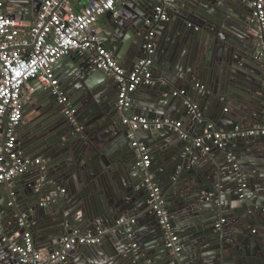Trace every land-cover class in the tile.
<instances>
[{
  "label": "water",
  "instance_id": "1",
  "mask_svg": "<svg viewBox=\"0 0 264 264\" xmlns=\"http://www.w3.org/2000/svg\"><path fill=\"white\" fill-rule=\"evenodd\" d=\"M41 1L5 0V6L30 24ZM89 1L77 0L76 10ZM121 1L100 17L99 37L112 57L131 70L143 57L145 36L153 28L161 39L155 40L152 83L140 85L124 110L117 106L116 81L95 67L92 51L72 50L60 57L52 69L76 122L67 119L50 90L32 93L38 102L21 114L15 149L40 157L44 169L1 184L7 193H0L2 226L9 224L18 235L28 229L34 247L45 252L64 235L101 234V245L73 248L72 260L62 264H264V136L230 138L222 148L205 152L187 150L183 128L172 123L138 130L136 139L151 160L143 170L135 165L137 152L122 124L132 115L183 120L193 126L185 130L190 137L209 122L225 132L260 124L264 68L250 23L253 0H177L168 7L169 19L158 23L152 20L153 8L161 0ZM66 65L65 74H59ZM180 90L184 93L174 95ZM188 103L196 105L199 116ZM147 172L159 185L180 236L178 256L164 246L144 182ZM208 192H214L209 199ZM42 195L50 197L44 205ZM22 217L25 226L19 225ZM9 250L0 239V264H22Z\"/></svg>",
  "mask_w": 264,
  "mask_h": 264
},
{
  "label": "built area",
  "instance_id": "2",
  "mask_svg": "<svg viewBox=\"0 0 264 264\" xmlns=\"http://www.w3.org/2000/svg\"><path fill=\"white\" fill-rule=\"evenodd\" d=\"M77 0H42L39 10L24 32L23 23L8 14L5 0H0V185L21 176L32 168L39 172L44 169L40 157H28L16 151V127L19 125L22 114V95L32 94L35 91L50 90L57 98V104L63 107L67 119L75 123L74 109L59 81L55 77L52 66L69 51H92L93 62L97 69L112 76L117 83V106L128 110L132 103V94L140 85H149L151 79L152 55L155 49L154 29H150L145 36L143 57L140 58L131 70L123 68L103 46L96 31L98 20L108 11H113L119 0H90L78 12ZM177 0H161L153 8L152 20L155 23L169 19L168 7ZM252 24L258 46L259 58L264 68V0L251 2ZM190 25V24H189ZM197 29V27H195ZM180 90L174 95L183 94ZM191 113L199 116L196 105L188 103ZM226 110V109H225ZM7 116V123L3 119ZM173 124L175 129L182 127L181 121H171L167 118H149L145 115L124 117L122 124L127 129V138L132 148L137 152L136 166L146 170L150 167V154L146 146L136 139L138 130L150 128L159 129ZM181 138L189 139V147L208 151L211 147L222 148L227 139L235 137L264 136V122L247 129L236 128L225 132L218 130L212 122L206 125L204 131L190 137L185 131L180 132ZM230 160L235 157L230 155ZM236 166V164L234 165ZM236 168V167H235ZM43 178L36 180L37 190L41 187ZM144 182L148 190L150 204L154 210L158 223L164 234V246L172 256H178L182 250L180 236L173 226L160 187L153 174L146 173ZM243 188L246 183L240 182ZM214 192H208L209 199ZM50 201L45 195L40 204ZM264 210V209H263ZM123 221L122 219L119 222ZM223 221V220H222ZM20 226H25V218L19 220ZM0 221V239L13 254L19 256L22 264H62L68 261L69 253L73 248L83 245H97L101 243V234L90 232H74L61 237L57 247L51 252L38 250L34 247L31 232L27 229L20 235H7Z\"/></svg>",
  "mask_w": 264,
  "mask_h": 264
},
{
  "label": "crops",
  "instance_id": "3",
  "mask_svg": "<svg viewBox=\"0 0 264 264\" xmlns=\"http://www.w3.org/2000/svg\"><path fill=\"white\" fill-rule=\"evenodd\" d=\"M121 0H119L117 3H116V5H120L121 4ZM10 16H12V17H14L13 15H12V13H8ZM115 14V13H114ZM17 19V18H16ZM100 19V18H99ZM19 20V19H18ZM19 21H22V20H19ZM100 20H98V23L97 24H100V26H96V31L97 32H100V31H102V28H103V22H99ZM22 23H23V29H24V32H26V30L28 29V27H29V24H27V23H24L23 21H22ZM150 25V24H149ZM150 27H151V25H150ZM159 39H161V37L159 36V35H156L155 36V40L157 41V40H159ZM128 54V52H126V51H124L123 52V55H127ZM68 68V65H66V66H63V68L61 69V72L59 73V74H65V72H66V69ZM53 70V73H54V75H55V77L57 78V80L59 81V76L57 75V72H55V70L54 69H52ZM264 76V75H263ZM60 88H61V90L63 91V88L60 86ZM136 92V91H135ZM134 92V93H135ZM133 93V94H134ZM133 94H132V100L134 99V97H133ZM37 99L36 98H33L32 97V94H23L22 95V102H21V104H22V112L23 111H27V110H30V109H32L33 108V106L34 105H36L37 104ZM226 109H228V112L230 111V108L228 107V106H226ZM179 121H181L182 122V128H183V131H185V130H192L193 129V126H192V124L191 123H184L183 122V120H179ZM262 122H264V118H262V120H261V123ZM257 125V124H256ZM255 126V125H254ZM238 128H244V127H242L241 125L238 127ZM250 128V127H249ZM20 127H19V125L16 127V132L17 131H20ZM236 129V128H235ZM230 153H232L231 151H229ZM149 153V152H148ZM150 154V153H149ZM33 158H35V157H33ZM42 162H43V160H42ZM44 165V164H43ZM39 173V171L36 169V168H32V169H30L28 172H26L25 174H23V176H25L26 178H31V177H34V176H36L37 174ZM22 176V175H21ZM0 193L1 194H3L4 195V197H7V193L5 192V190H2V187H1V185H0ZM44 197V195H42L41 196V199ZM4 229V231L7 233V231H11L10 233H12V234H16L17 232H15V230H12V228H11V226H9V224H8V228H3ZM83 233V232H82ZM102 241H103V239L101 240V243H102ZM101 243L99 244V245H101ZM10 255L11 254H13L10 250H9V252H8ZM74 258V257H73ZM72 260V257L70 256L69 258H68V262H70Z\"/></svg>",
  "mask_w": 264,
  "mask_h": 264
}]
</instances>
